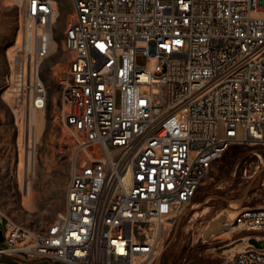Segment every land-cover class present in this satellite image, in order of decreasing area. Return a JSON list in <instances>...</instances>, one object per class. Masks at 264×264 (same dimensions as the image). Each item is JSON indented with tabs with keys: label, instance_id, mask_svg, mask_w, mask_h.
<instances>
[{
	"label": "built area",
	"instance_id": "1",
	"mask_svg": "<svg viewBox=\"0 0 264 264\" xmlns=\"http://www.w3.org/2000/svg\"><path fill=\"white\" fill-rule=\"evenodd\" d=\"M17 1L23 29L6 87L17 106L39 110L55 0ZM70 2L64 41L71 57L60 101L83 156L74 161L64 212L37 234L6 218L0 256L151 262L163 226L190 205L225 149L264 145V0ZM242 233L262 238L264 206L226 215L217 240ZM224 264H264V253L235 252Z\"/></svg>",
	"mask_w": 264,
	"mask_h": 264
},
{
	"label": "rangeland",
	"instance_id": "2",
	"mask_svg": "<svg viewBox=\"0 0 264 264\" xmlns=\"http://www.w3.org/2000/svg\"><path fill=\"white\" fill-rule=\"evenodd\" d=\"M57 3L59 14L52 26L51 36L57 46L43 59L39 68L47 97L43 108L41 137L39 141L32 143L28 122L31 108L17 106L11 93L7 95L6 92L10 91L6 87V77L10 73V53L23 29L19 21L21 7L17 0H0L1 231L4 230L6 218L34 234L43 232L53 223L65 210L66 188L74 161L78 162L83 156L81 153L76 155L80 135L72 132L62 119L60 81L67 73L71 57L65 47L64 33L72 8L69 0H57ZM262 15L252 13L254 17ZM136 62L138 65L144 64L140 56ZM153 67L154 63H149L148 70ZM261 131L264 137V124ZM223 132V125L220 123L217 136L221 137ZM237 136L243 137L240 127L237 128ZM27 141L33 144L30 150L34 152L35 159V171L29 180L32 200L28 206L22 201L23 187L20 180L21 161L25 154L24 149H27ZM21 144L24 148L22 150ZM233 202L238 203L240 208L264 206V145L232 144L225 149L220 158L210 166L208 176L198 187L190 205L171 223H167L166 231H161L155 251L157 256L149 264H224L235 252L256 249L264 253V248L257 249L248 242L253 237L262 244L264 234L260 238L258 234L242 233L240 236H233L231 241H219L217 237L203 240L198 237L201 226L210 217L217 213L233 217L236 213L233 216L229 213L232 208L230 203ZM204 206L213 208L200 213ZM224 219L225 217L216 219L207 235L220 232ZM1 246H4L2 242ZM25 259L22 253L15 256L2 255L0 264H18V261H23V264H65L46 258L32 262H26ZM138 260L135 259L136 262ZM146 262L147 260L143 264Z\"/></svg>",
	"mask_w": 264,
	"mask_h": 264
},
{
	"label": "bare ground",
	"instance_id": "3",
	"mask_svg": "<svg viewBox=\"0 0 264 264\" xmlns=\"http://www.w3.org/2000/svg\"><path fill=\"white\" fill-rule=\"evenodd\" d=\"M55 7H56V15H58L59 14V7H58L57 0H55ZM55 20L56 19L54 18L53 21H55ZM29 27H30V24L27 23L26 24V28H25L26 33H30ZM26 35H28V34H26ZM19 38L20 37L18 35L17 36V44L19 43ZM25 43H26L27 49L32 48L31 40H29L27 38ZM56 46H57V43L53 39H51L50 52L55 50ZM6 92H7V95L10 94L8 90H6ZM29 111H30V112H28V122H29V126H30V131H29L30 135H29V137H31V139L33 140V141L31 140L32 143H35L36 141H39L40 137H41L42 123H43V120H44V110L42 108V109H39V111L38 110H34V109H31ZM20 113H21V111H20ZM20 121H21V119H20ZM23 132H24V130H23ZM25 135H26V133H25ZM23 140H24V138H23ZM31 141H29V142L27 141V143H26V148L27 149L23 148V144H21V146H20V149L21 150L24 149V152H25L24 156L22 157V161H21L22 169H20V180H21V184H22V187H23V190L21 189L22 192H23V200L22 201H23V204H25L27 206L31 203V200H32L31 184H30L29 180L31 179L30 177L35 171L34 152L30 150L31 148H33V144H30ZM193 205H195V204H193ZM230 206H232V208H230L231 210H229V213L233 216L234 213H237L238 209H240V206H238V203H235V202L230 203ZM166 228H167V224H165L163 226L162 231H166ZM149 263L150 262L147 261L144 264H149ZM156 263H157V261H156Z\"/></svg>",
	"mask_w": 264,
	"mask_h": 264
},
{
	"label": "crops",
	"instance_id": "4",
	"mask_svg": "<svg viewBox=\"0 0 264 264\" xmlns=\"http://www.w3.org/2000/svg\"><path fill=\"white\" fill-rule=\"evenodd\" d=\"M69 2H70V0H69ZM70 5H71V2H70ZM71 8H72V6H71ZM255 207H257V206H255ZM209 208H213V206H204L202 208V210H200V213H204L205 210H208ZM250 208H253V207H250ZM220 217H225V215H222V213H217L216 215L207 219L203 223V225L201 226L200 233H199L198 237L202 238L203 240H212L214 237H217L221 231L218 233H210L209 235H207V233L210 230L212 223Z\"/></svg>",
	"mask_w": 264,
	"mask_h": 264
},
{
	"label": "water",
	"instance_id": "5",
	"mask_svg": "<svg viewBox=\"0 0 264 264\" xmlns=\"http://www.w3.org/2000/svg\"><path fill=\"white\" fill-rule=\"evenodd\" d=\"M2 239H3V237H2V232H1V230H0V242H2ZM248 242L251 244V245H253L255 248H257V249H261V248H264V242L262 243V244H259L258 243V241L255 239V238H250L249 240H248Z\"/></svg>",
	"mask_w": 264,
	"mask_h": 264
}]
</instances>
